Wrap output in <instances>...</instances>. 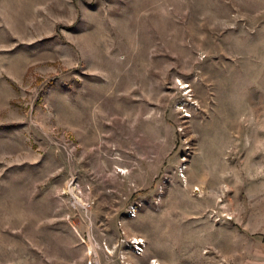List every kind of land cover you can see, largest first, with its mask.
Segmentation results:
<instances>
[{"label":"rangeland","instance_id":"374dc122","mask_svg":"<svg viewBox=\"0 0 264 264\" xmlns=\"http://www.w3.org/2000/svg\"><path fill=\"white\" fill-rule=\"evenodd\" d=\"M0 264H264V0H0Z\"/></svg>","mask_w":264,"mask_h":264},{"label":"built area","instance_id":"2783aa9c","mask_svg":"<svg viewBox=\"0 0 264 264\" xmlns=\"http://www.w3.org/2000/svg\"><path fill=\"white\" fill-rule=\"evenodd\" d=\"M139 248V247H138Z\"/></svg>","mask_w":264,"mask_h":264}]
</instances>
